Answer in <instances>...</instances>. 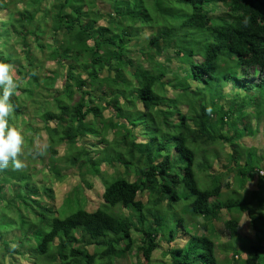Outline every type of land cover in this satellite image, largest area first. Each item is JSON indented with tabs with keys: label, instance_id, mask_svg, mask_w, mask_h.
<instances>
[{
	"label": "trees",
	"instance_id": "trees-1",
	"mask_svg": "<svg viewBox=\"0 0 264 264\" xmlns=\"http://www.w3.org/2000/svg\"><path fill=\"white\" fill-rule=\"evenodd\" d=\"M55 1L52 36L61 35L62 42H56L52 59L62 69V83L52 95L54 111L41 119L51 145L69 146V166L84 167L82 177L101 178L103 203L90 212L69 194L55 208L49 189L41 192L46 203L30 176L10 164L0 170L2 259L8 264L25 257L32 259L30 264H116V258L132 253L137 233L133 264L141 259L149 264L159 238L174 244L165 264H218L208 234L218 236L213 223L225 214L230 240L239 237L242 215L252 229L241 262L264 264V210L256 213L262 207L259 191L251 194L257 205L236 191L219 200L230 183L241 188L264 171V150L256 156L253 147L241 149L239 142L253 133L251 125L242 123L244 115H264L258 112L264 105V0ZM15 15L25 37L28 16ZM144 29L151 33L138 48ZM23 50L30 59L25 43ZM28 63L25 73L14 70L19 79L31 78L37 86L35 68ZM10 103L13 115L24 116L16 95ZM104 110L110 112L107 118ZM89 138L103 146L96 160L91 152L99 147ZM223 143L228 152L221 159ZM80 155L90 164L84 165ZM104 163L122 171L106 179L100 169ZM257 178V188H264V173ZM140 194L153 211L145 212ZM115 208L129 214H115ZM10 231L15 237L14 232L8 237ZM233 250L238 256L239 248Z\"/></svg>",
	"mask_w": 264,
	"mask_h": 264
},
{
	"label": "rangeland",
	"instance_id": "rangeland-1",
	"mask_svg": "<svg viewBox=\"0 0 264 264\" xmlns=\"http://www.w3.org/2000/svg\"><path fill=\"white\" fill-rule=\"evenodd\" d=\"M34 0H0V62H7L12 65L13 79L20 86L19 90H15L14 95L17 96L21 107L24 111V116H16L11 114L9 126L17 129L23 136V144L21 146V155L18 157L24 164V167L20 170L26 175L30 176L31 184L37 188L39 199L47 203V197L41 194L45 189L51 191V195L54 197L55 208H59L66 201L67 195L77 197L87 211H94L100 205H102V192L103 185L99 176H92L85 174L82 177V172L85 168L77 169L76 167L69 166L66 163L68 153L70 151L67 145H51L48 141V132L45 129V123L41 119V116L49 110L54 111L52 105L54 101L52 95L57 94L61 90L62 83V69L58 68L55 60L52 59L54 47H57L56 42H62V36H52V26L56 11L53 7L58 6V2L55 0H44L36 7L30 5ZM53 5V6H52ZM38 8V9H37ZM37 10V13H36ZM22 12L26 14L28 20L24 23L26 32L25 37L22 36L21 26L16 21V13ZM220 15V12H217ZM98 24H103V21L98 20ZM34 29L35 33H34ZM142 37L139 40L138 48L141 45H145L148 36L151 33L150 29H144ZM37 37V38H36ZM23 43L27 44L31 50V58L29 59L23 50ZM11 61V62H10ZM34 66V71L37 79V86H34L31 78L23 77L19 79V72L16 73L15 67L21 68V72L25 73L29 63ZM58 72V73H56ZM59 74V77L57 75ZM61 74V75H60ZM55 78L53 85H49L50 80ZM226 87V84H223ZM3 90L2 88H0ZM25 90V91H23ZM27 91V92H26ZM28 91L31 92L29 95ZM227 94H231L232 91L226 88L224 91ZM251 109H248L250 112ZM255 112V110H253ZM257 112V111H256ZM261 114H264V105L261 110ZM110 115L108 110L103 111V117L107 118ZM213 117V116H212ZM215 118V116L213 117ZM88 121L92 122L93 118L88 117ZM242 123L251 125L252 136L247 137L246 134L239 141L241 143V149L253 147L256 156L261 155L264 150V115L260 118H253L250 114L244 115ZM228 131V128L225 129ZM232 134L234 131L230 130ZM229 132V133H230ZM251 135V134H248ZM108 140L113 138V134L109 131L107 137ZM98 140V139H97ZM97 140L93 138L87 139L88 143H95L99 147V151L95 153V149L91 152L92 158L98 159L102 154V145L97 144ZM138 140H142V137L138 135ZM83 143L79 140L78 145ZM77 149V143L73 150ZM83 149L77 150V154H80ZM90 150V149H88ZM53 151L55 153L53 154ZM109 151H113L110 147ZM228 152L227 144L223 143L222 150L220 153L221 159H224L225 153ZM73 153V152H72ZM84 165L86 163L85 156L80 155ZM104 158V157H103ZM87 166V165H86ZM104 178L109 179L112 174H116L115 171L121 172V168L115 166H109L104 163L100 167ZM94 174V172H92ZM264 173L263 170L258 172V175L246 182L245 185L239 188L234 183H230L229 188L222 189V196L220 201L227 196L231 195L230 192L236 191L238 195L247 201L251 200L254 204H258L259 200L262 202V207L257 206L256 213L263 214L264 210V188H257L258 176ZM230 181V179H229ZM224 184V183H223ZM234 188L236 190H234ZM257 201L252 198V193L257 192ZM68 196V197H69ZM143 204H145V212L153 211L152 204H148L147 196L140 194L138 197ZM177 212H180L181 205L177 208ZM163 211V209H162ZM176 212V211H175ZM113 213L129 214L128 210H121L120 208L113 209ZM228 219L225 214L221 215V220L214 222L213 226L218 236L213 235V232L209 231L210 237L216 244L215 255L218 264H243L241 261L244 260L248 254L249 241L253 238V232L250 228L249 221L246 215L240 217L239 222V237L237 240H230L223 227V222ZM264 229V228H263ZM262 231L260 235L261 242L264 244V235ZM199 234L204 233L201 228L197 229ZM14 231L8 232V237L13 234ZM197 232V233H198ZM14 232L12 237H15ZM18 234V232H17ZM7 238V236H5ZM133 239L136 241L134 248L138 247L139 235L133 233ZM259 239H257L258 241ZM252 241H256L255 238ZM157 248L152 253L151 261L149 264H165L169 262V251L168 248L174 244H168L163 238H159L157 241ZM247 245V247H245ZM233 246L234 248H231ZM247 249L246 251H244ZM133 248L132 253L126 254L122 259H115L116 264H133L137 261L135 256V250ZM236 252L238 256L234 255L233 249H238ZM241 248V249H240ZM2 249L0 248V262L2 264H8L7 259H2ZM141 259V258H139ZM240 259V260H239ZM22 260V261H21ZM18 260V264H30L32 260L30 257ZM144 261L141 259V264Z\"/></svg>",
	"mask_w": 264,
	"mask_h": 264
},
{
	"label": "clouds",
	"instance_id": "clouds-1",
	"mask_svg": "<svg viewBox=\"0 0 264 264\" xmlns=\"http://www.w3.org/2000/svg\"><path fill=\"white\" fill-rule=\"evenodd\" d=\"M12 65L0 62V170H5L11 164L13 170H21L23 162L18 158L21 155L23 136L9 126V118L15 110L10 103V97L15 93L18 84L13 79Z\"/></svg>",
	"mask_w": 264,
	"mask_h": 264
}]
</instances>
